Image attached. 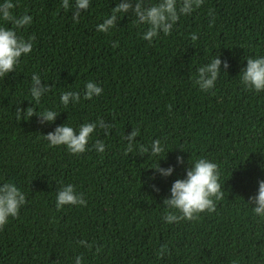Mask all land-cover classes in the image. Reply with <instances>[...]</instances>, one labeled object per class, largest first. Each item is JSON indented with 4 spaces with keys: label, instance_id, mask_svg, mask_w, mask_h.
Instances as JSON below:
<instances>
[{
    "label": "trees",
    "instance_id": "1",
    "mask_svg": "<svg viewBox=\"0 0 264 264\" xmlns=\"http://www.w3.org/2000/svg\"><path fill=\"white\" fill-rule=\"evenodd\" d=\"M15 2V14L33 17L19 34L33 36L34 43L0 77V182H14L26 203L0 227V264H74L77 254L85 264H264V222L253 217L248 200L264 180L257 167L264 160V92L246 90L239 81L246 57L264 55V0H204L152 43L141 39L131 8L110 33L96 31L120 0H91L88 10H79L78 23L61 0ZM214 55L221 76L205 93L192 76ZM33 72L50 89L39 105L29 93ZM88 80L102 87L101 95L59 105L60 92L82 95ZM54 106L53 121L37 115ZM28 107L37 114L17 119V109ZM97 117L108 135L99 129L80 155L44 139L57 126L75 128ZM133 128L139 134L132 142L149 152L125 151L122 136ZM95 139L104 141V153L91 147ZM152 139L166 145L155 157ZM200 156L220 164L222 199L195 221L164 224L172 183ZM157 167L173 171L164 176ZM62 183H73L86 205L57 210Z\"/></svg>",
    "mask_w": 264,
    "mask_h": 264
},
{
    "label": "clouds",
    "instance_id": "2",
    "mask_svg": "<svg viewBox=\"0 0 264 264\" xmlns=\"http://www.w3.org/2000/svg\"><path fill=\"white\" fill-rule=\"evenodd\" d=\"M91 0H61V7L66 11H73L71 16L73 22H79L80 11L88 10ZM204 0H150L151 6H145V0H136L133 6L131 0H120L111 9L101 23L96 24V31L110 33L116 28L115 22L131 8L134 13V23L143 29L141 39L152 43L161 33L168 35L173 31V25L181 18L200 9ZM17 7L15 0H0V77L16 68L21 57H26L33 49L34 37L27 39L19 33L33 22V17L27 13L15 14ZM210 23L214 14L211 8L208 9ZM138 18V19H137ZM11 24V27L6 26ZM191 40L195 42L198 37L195 32L189 34ZM117 42H113L115 47ZM246 66L239 74L241 85L254 93L264 92V55H250L246 57ZM227 65L225 64V67ZM221 76V60L217 56H212L207 63H202L192 76L193 84L202 92L208 93L215 89L217 81ZM50 89L41 84V75L33 72L31 74V86L29 93L34 104L39 105ZM103 89L96 82L88 80L84 83L83 93L77 90H64L59 94V105L69 106L71 99L75 104L81 99L91 100L93 97L101 95ZM34 112V107H28L23 111L17 109V119L29 118ZM37 114V112H36ZM58 114L57 108H44L37 115L43 121L51 122ZM99 129H103L104 134L108 135L104 126V119L97 117L95 120L85 121L77 127L69 123L57 126L54 131L48 132L44 139L49 146H64L65 149L74 155H80L89 150V141ZM139 134V128L127 135L122 136L127 140L126 152L139 150L141 153L149 152V147L141 144H134L133 138ZM150 155L158 156L164 152L166 145L160 139L151 140ZM97 153H104L106 145L103 140L95 139L91 145ZM264 152V151H262ZM179 161V157L177 158ZM257 167L264 171V160L257 161ZM157 171L161 175H170L172 167L159 168ZM220 164L206 156L192 159V166L186 171L182 179H176L170 188V196L164 200L165 207L161 215L164 224L179 223L184 221H195L202 213H213L216 210L217 202L223 197ZM258 188L254 196L248 198L252 202L249 207L251 214L258 221L264 222V180H258ZM244 201V200H243ZM245 202V201H244ZM26 203L25 193L11 181L0 182V227L9 222L10 218L18 215L21 207ZM87 201L82 193L77 191L73 183H62L55 195V207L62 209L65 205L85 206ZM247 206L248 203L245 202ZM85 239H80L79 244L84 245ZM91 248V243L86 245ZM166 245L160 251H165ZM100 249L97 248V252ZM157 252V255L160 254ZM74 264H85L83 254L75 256Z\"/></svg>",
    "mask_w": 264,
    "mask_h": 264
}]
</instances>
